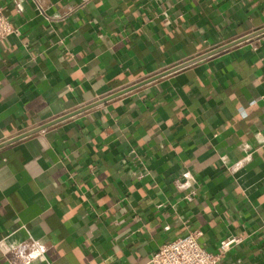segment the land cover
Instances as JSON below:
<instances>
[{"label": "crops", "instance_id": "crops-1", "mask_svg": "<svg viewBox=\"0 0 264 264\" xmlns=\"http://www.w3.org/2000/svg\"><path fill=\"white\" fill-rule=\"evenodd\" d=\"M0 7V145L264 29V0ZM197 230L264 264V34L0 149V264H148Z\"/></svg>", "mask_w": 264, "mask_h": 264}, {"label": "built area", "instance_id": "built-area-1", "mask_svg": "<svg viewBox=\"0 0 264 264\" xmlns=\"http://www.w3.org/2000/svg\"><path fill=\"white\" fill-rule=\"evenodd\" d=\"M17 6L22 9L20 3ZM20 34V28L15 26L13 20L4 13V7H0V42ZM191 179L195 183V179ZM188 181L190 182V180ZM192 184L186 182L183 187L189 188ZM202 235L203 233L199 230L193 231L185 237L161 246L149 256L148 264H221L229 252L243 242L239 236H227L221 241L218 252L212 253L201 244ZM31 246L39 248L36 241ZM17 253L18 258L14 264H33L34 261L44 255L43 252L38 251L36 253L40 254L33 258L31 252L26 253L23 249H19Z\"/></svg>", "mask_w": 264, "mask_h": 264}, {"label": "water", "instance_id": "water-1", "mask_svg": "<svg viewBox=\"0 0 264 264\" xmlns=\"http://www.w3.org/2000/svg\"><path fill=\"white\" fill-rule=\"evenodd\" d=\"M263 34H264V29L258 30V31L254 32V33H252V34H250L248 36H245V37H243V38H241L239 40H236L234 42H231V43H229V44H227V45H225L223 47L217 48V49L212 50V51H210V52H208V53H206V54H204L202 56H199L197 58H194L192 60H189V61L185 62L184 64H182V65H180V66H178V67L170 70L169 72H166V73H164V74H162V75H160V76H158L156 78H152V79L146 80V81L141 82L139 84H136V85H134L132 87L126 88L124 90H121V91L115 93L114 95H112V96H110V97H108V98H106L104 100H101V101H99V102H97L95 104L86 106V107H84V108H82L80 110H77V111H75V112H73L71 114H68L66 116H63V117L57 119V120H54V121H52V122H50V123H48V124H46L44 126H41V127L36 128L34 130H31L29 132H26L25 134H22V135H20V136H18L16 138H13L11 140H8L7 142H5V143H3V144L0 145V149L1 148H4L5 146L11 145V144H13L15 142H18V141H20L22 139H25L27 137H30L32 135H35V134H37V133H39V132H41L43 130H46V129H48V128L56 125V124H59V123L65 121V120H68V119H70V118H72V117H74V116H76L78 114L84 113V112H86V111H88V110H90L92 108H95V107L101 105V104L107 103V102H109V101H111L113 99H116V98H118L120 96H123L125 94H128L129 92H131L133 90H136V89H138L140 87H143V86L149 84L150 82H153V81H155V80H157L159 78H162L164 76L173 74V73L178 72V71H180L182 69H185L187 67H190V66H192V65H194L196 63H199V62H201V61H203V60H205L207 58H210V57H212V56H214V55H216V54H218L220 52H223L225 50H228L230 48H233V47H235L237 45H240V44H242V43H244V42H246L248 40H251V39H253L255 37H258L260 35H263Z\"/></svg>", "mask_w": 264, "mask_h": 264}, {"label": "clouds", "instance_id": "clouds-1", "mask_svg": "<svg viewBox=\"0 0 264 264\" xmlns=\"http://www.w3.org/2000/svg\"><path fill=\"white\" fill-rule=\"evenodd\" d=\"M42 251H44L43 248H41V252H42ZM39 254H40V253H34V254H33V258H35V256H36V255H39ZM43 258H44V257H42V259H43Z\"/></svg>", "mask_w": 264, "mask_h": 264}]
</instances>
